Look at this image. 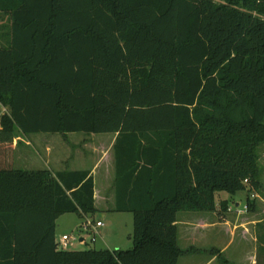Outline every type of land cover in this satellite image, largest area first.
<instances>
[{"label": "trees", "instance_id": "16d2710c", "mask_svg": "<svg viewBox=\"0 0 264 264\" xmlns=\"http://www.w3.org/2000/svg\"><path fill=\"white\" fill-rule=\"evenodd\" d=\"M0 21V148L116 134V211L134 215L130 250L58 249L61 216L97 214L91 172L0 162V264H178L180 212L220 192L253 210L264 0H0Z\"/></svg>", "mask_w": 264, "mask_h": 264}, {"label": "crops", "instance_id": "0c3cea01", "mask_svg": "<svg viewBox=\"0 0 264 264\" xmlns=\"http://www.w3.org/2000/svg\"><path fill=\"white\" fill-rule=\"evenodd\" d=\"M70 135L72 134L66 137L62 135V138L58 137L55 139L56 141L52 140L51 146H47V152L51 154L50 156L53 153L55 154L52 160L47 161V164H54L56 170H46H51L54 173L67 170L90 171L95 181V207L97 214L100 213L102 219H106L108 214L112 218L120 215V213L132 214L116 211V165L114 147L117 135L110 134L111 136L108 138L99 137L98 134H92L87 135L83 139H76L74 142H71ZM23 136L22 138H15L11 144L15 152L18 147V140L21 142L20 146H30L33 144V140H40V137L33 136L31 139L29 138L30 135ZM73 151L76 153L71 154ZM91 159L93 162H91ZM236 206L239 207V203ZM219 207L217 205L215 212H201L198 215L185 213L179 216L178 214V245L185 252L181 258L185 260L186 264H193L194 262L192 260L195 257L199 258L204 252L211 251L213 255L204 264H264V218H255L257 216L255 214L245 218L237 216L231 220L227 216L228 213H224L223 217L218 218L217 211ZM231 209L232 207L229 204V210ZM75 215L81 220V223L78 225L80 228H84L88 222H91L92 226L87 231H97L101 236L99 231L105 227V223L102 220H98L96 223L102 222L103 226L96 227V224L94 225L96 215L93 217H84L83 219L79 215ZM125 216H129L127 217L128 221H130V218L133 221L134 232V215L132 214L133 217H130V215ZM84 241V238L80 239L82 245ZM181 241L184 243V248L180 245ZM56 242H60L57 240V237ZM104 243L107 242L104 240ZM210 243L213 245L215 243L223 244L222 247L221 245L220 247L214 245L211 249L209 246H206L210 245ZM105 245L107 249L112 251L124 250L123 244L120 242L115 244L113 246L114 248H111L107 244ZM133 246L134 243L132 240L130 246H127L128 250L132 249Z\"/></svg>", "mask_w": 264, "mask_h": 264}, {"label": "rangeland", "instance_id": "374dc122", "mask_svg": "<svg viewBox=\"0 0 264 264\" xmlns=\"http://www.w3.org/2000/svg\"><path fill=\"white\" fill-rule=\"evenodd\" d=\"M6 21V20H5ZM5 23L4 21H0V26ZM6 109H3L5 111ZM1 126V125H0ZM32 134L29 136V138L32 139V137H40L38 141H32L33 144L30 146H23L21 142L18 140V147L16 149V152L11 147V144H7L5 147L0 148V159L4 164L6 165H14L13 168L15 169H22V170H46V169H53L56 170L54 167V164L48 165L47 161L52 160L55 155L53 153L52 156L48 151V145L51 146L52 140L56 141L55 139L58 137L62 138V135H53V134ZM99 137H110L111 135H105V134H98ZM23 135H18L16 138H22ZM87 137V134L84 133H75L70 135L71 142L75 141L79 138H85ZM79 143V142H78ZM53 146V145H52ZM68 147V146H67ZM11 150H13V154L11 153ZM259 166L261 170V186L258 192H254V201H255V208L254 210H251L249 206H247V192H239L235 196L230 195L226 192H220L216 195V204L219 207V210L217 211V217L221 218L224 216V213H228L227 216L229 219L233 220L237 216L241 218H245L247 216H252L257 214L255 218H264V144L259 147ZM76 152L73 151L74 154ZM91 162L93 160L91 159ZM1 163V164H3ZM88 167V166H87ZM223 200H229L230 205L232 207L231 210L228 212H224L221 207V202ZM239 203V207L236 206V204ZM247 208V209H246ZM108 213V212H107ZM191 214V215H198L201 212H180L179 216L182 214ZM106 219L101 218V214H97L95 216L94 225L98 220H102L105 223V227L100 229V234L97 231H87L84 228H80L78 225L81 223V220L76 216L75 214H65L61 216L57 220V233L56 237L57 240H61L62 236L66 234L70 237V246L67 250L70 251H85L90 249L95 250H103L107 249L105 244L109 245L111 248H114L113 246L120 242L123 244V249L128 250L127 246H130V242H132L131 236L133 234V221L130 218V221L127 220V217L125 215H130V217H133L132 214H126V213H120V215L112 218L109 216ZM264 224V223H263ZM264 228V225H263ZM84 238L85 241L83 245L80 242V239ZM107 243H104V240ZM206 243V242H205ZM224 243V242H223ZM223 243H215L214 245L217 247H222ZM209 244V243H207ZM180 245L184 248V243L181 241ZM213 244L210 243L209 246L212 249ZM191 246V245H189ZM252 250V249H251ZM250 251V248H249ZM251 252V251H250ZM254 252V251H253ZM255 253V252H254ZM260 254V253H258ZM212 252H204L203 255L199 258L195 257L192 261L193 264H204L206 263L212 256ZM224 260V259H221ZM179 264H186L185 260L183 258L180 259ZM192 264V263H191Z\"/></svg>", "mask_w": 264, "mask_h": 264}, {"label": "built area", "instance_id": "2783aa9c", "mask_svg": "<svg viewBox=\"0 0 264 264\" xmlns=\"http://www.w3.org/2000/svg\"><path fill=\"white\" fill-rule=\"evenodd\" d=\"M91 226H92V223L91 222H88L87 225L84 227V229L85 230H88ZM101 226H103V223L102 222L96 223V227H101ZM70 240L71 239H70L69 236L64 235L61 238L60 242L57 244L58 249L67 250L69 248L70 244H71Z\"/></svg>", "mask_w": 264, "mask_h": 264}]
</instances>
